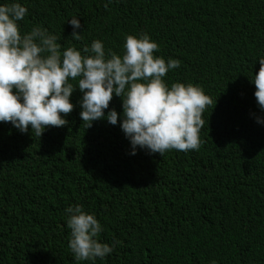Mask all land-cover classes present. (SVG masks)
I'll list each match as a JSON object with an SVG mask.
<instances>
[{"label": "trees", "instance_id": "obj_1", "mask_svg": "<svg viewBox=\"0 0 264 264\" xmlns=\"http://www.w3.org/2000/svg\"><path fill=\"white\" fill-rule=\"evenodd\" d=\"M16 2L28 9L21 31L46 28L61 50L82 51L93 40L117 49L126 35L148 34L159 45L154 55L181 62L167 84L198 85L212 103L202 114L199 150L163 156L139 148L131 155L119 116L115 126L100 119L86 128L79 90L68 123L41 140L0 122V166L10 155L16 161L0 173V264H90L68 252L66 225L49 226L76 204L95 215L106 240L124 245L126 264H264V125L256 122L264 112L250 82L264 57V0H113L107 9V0ZM73 16L81 40L71 38ZM111 109L122 113L121 98L105 114ZM34 142L45 145L51 162L38 177L23 178V152ZM5 173H14L19 196L34 191L38 199L9 198ZM34 212L51 221L38 225Z\"/></svg>", "mask_w": 264, "mask_h": 264}, {"label": "clouds", "instance_id": "obj_2", "mask_svg": "<svg viewBox=\"0 0 264 264\" xmlns=\"http://www.w3.org/2000/svg\"><path fill=\"white\" fill-rule=\"evenodd\" d=\"M111 3L107 0L105 8ZM27 14L16 0L0 4V122L11 123L21 133L31 128L32 135L41 137L47 127L68 123L64 117L74 108L70 98L79 90V115L86 128L100 119L115 126L119 116L131 155L137 148L161 156L169 150H199L202 114L212 101L198 85L166 83V74L181 62L154 55L159 45L148 34L126 35L120 55L106 50L101 40L82 51L71 46L61 50L57 36L46 28L34 25L29 32L21 31L18 22ZM67 23L73 28L71 38L81 40L80 20L73 16ZM258 62L259 71L250 82L264 112V57ZM114 96L121 98L122 113L111 109L105 114ZM256 122L264 125V118L258 116ZM64 213L68 248L76 262L95 264L113 252L118 242L99 240L103 226L94 214L79 204L66 207Z\"/></svg>", "mask_w": 264, "mask_h": 264}, {"label": "rangeland", "instance_id": "obj_3", "mask_svg": "<svg viewBox=\"0 0 264 264\" xmlns=\"http://www.w3.org/2000/svg\"><path fill=\"white\" fill-rule=\"evenodd\" d=\"M69 14L70 13H67V16H69ZM147 31L149 33H154L152 24L147 26ZM108 45L113 47V44H112L111 41L108 42ZM107 49H111V48L106 46V50ZM111 51L118 54L117 49H111ZM165 59L167 61L168 58H165ZM193 63L194 62H191L190 64H193ZM29 131H31V128H29ZM52 132H53V127L49 126V127H47L46 131H44L43 134L48 135L49 133H52ZM26 137H28V136H26ZM28 138L33 139V140H41V138L37 137V136L36 137H28ZM46 152H47V148L45 147V145L40 144L38 142H34L32 144H27L26 145V148H25L23 153H27L28 163L26 165H23V164L22 165H23V168H24V170H25L27 175L26 174L23 175L22 176L23 178H31V179H33L34 177H38L40 175V170L45 165H47L48 163L51 162V161L45 159V155L49 154V153H46ZM13 163H16V161L14 160L12 155H10V160H5L2 163V166H0V173L3 171V169L6 166H8L10 164H13ZM13 175H14V173H5V174L1 175L2 180L4 182H6L7 185L10 187V188L9 187L7 188V191H8V194H9V198H11L13 200L18 199L19 203H21V204H23L25 201H35V200H37L38 196L34 193V191L27 193L25 198H22L21 196H19V192H20L19 190L20 189L15 188V186H17V185L11 180V176H13ZM40 183L43 184V182H40ZM55 192L59 194L61 191L56 189ZM35 214H36L35 222L38 225L41 224L42 226H45V225H48L47 223L49 221H51V217L52 216H42L41 217V216H39L38 213H35ZM14 222H15V218L12 219L11 223H14ZM63 225H66V218H65L64 221L61 222V224L59 226H56L54 224H50L49 226L52 227V228H57V227H61ZM69 233H70V230H67L65 232V234L68 236L67 237L68 240H69ZM176 236H177V234H176ZM99 240L102 243H108L110 245L113 244L111 241L106 240V238L104 236V233H100ZM120 244H121V242L116 243V246H115L113 252L109 256L105 257L103 260L97 259L95 261V264H102V263H107V264H126L124 245L120 246ZM67 246H68V243H67ZM68 252H70L69 248H68ZM158 261H159L158 259H154L153 260V264H157ZM90 264H92L91 261H90ZM181 264H190V263L186 259L185 260L182 259V263Z\"/></svg>", "mask_w": 264, "mask_h": 264}, {"label": "bare ground", "instance_id": "obj_4", "mask_svg": "<svg viewBox=\"0 0 264 264\" xmlns=\"http://www.w3.org/2000/svg\"><path fill=\"white\" fill-rule=\"evenodd\" d=\"M117 51H118V55H120L123 52V43L122 42L119 44V46H117ZM166 83H168V82H166Z\"/></svg>", "mask_w": 264, "mask_h": 264}]
</instances>
